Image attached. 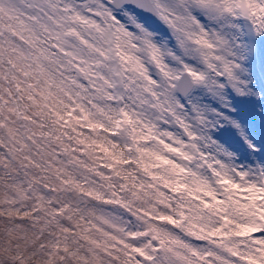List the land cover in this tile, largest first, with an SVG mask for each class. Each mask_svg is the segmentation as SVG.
<instances>
[{"label": "snow or ice", "instance_id": "6c2138e0", "mask_svg": "<svg viewBox=\"0 0 264 264\" xmlns=\"http://www.w3.org/2000/svg\"><path fill=\"white\" fill-rule=\"evenodd\" d=\"M0 264H264V0H0Z\"/></svg>", "mask_w": 264, "mask_h": 264}]
</instances>
